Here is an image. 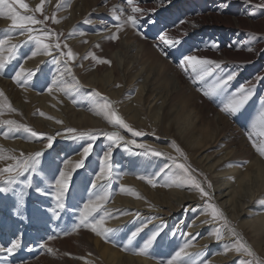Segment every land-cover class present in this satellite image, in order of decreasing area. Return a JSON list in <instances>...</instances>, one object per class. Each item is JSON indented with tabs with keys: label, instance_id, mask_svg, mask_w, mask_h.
<instances>
[{
	"label": "rangeland",
	"instance_id": "374dc122",
	"mask_svg": "<svg viewBox=\"0 0 264 264\" xmlns=\"http://www.w3.org/2000/svg\"><path fill=\"white\" fill-rule=\"evenodd\" d=\"M253 1L262 2L261 0ZM24 2L29 5V9L26 10L16 5L17 11L21 15L34 16L37 20L43 21V23L27 25L28 28L33 29L31 32L12 27V20L7 15L6 6L0 5V23L6 26L0 27V45L3 46H0V52L3 51L0 53V58L4 60V68L0 71V92L4 95H0V170L6 167H14L19 162L28 160L29 157L34 156L37 152H42L43 155L39 158L40 162L36 165L35 171L24 173L19 177L16 183L10 185L6 183L9 175L15 176V172L0 174V188L8 189V191L0 192V247H10L13 242H18L19 244V247L14 249L13 253L0 251V264H97L98 259L101 261L99 264H112L109 262V259L107 260L102 256V252H99L101 249L97 248L99 245L96 243L97 239H100L104 245H111L112 243L117 254L130 253L135 257L143 247L139 244L125 243L127 241L126 239L132 238L135 227L128 229L123 226L124 228L122 227L120 231L115 230L114 227L111 229L106 227L104 229L115 231L104 233L98 228V230L94 232L91 226H85L81 223L84 215L83 205L89 200H94V195L100 193L97 189L101 188L99 190L109 192V199L104 204L106 209H102L89 217L90 221H98L101 217L108 218L109 215H116L104 214V212L106 210L111 211L112 208L116 207L111 203L118 194L124 195L128 192L134 199L138 198L144 200L146 197L150 198L151 194H148V192H152L154 189L151 187L152 184L148 183V179L150 178L156 182L157 186L155 187L157 190L160 189V181H162H159V175H151L152 172L150 171H152V164L150 161H152V158H155L157 161H162V159L170 160L171 163L167 168L172 165V161H174L176 165L184 164L186 166V163L182 162L184 161L183 156L175 154L173 151H171L170 154L174 155L178 161L172 158L171 155H166L167 157L162 155L154 157L155 155H152L150 150L143 148L151 146L159 152H168L167 146H177V141L174 140V138H177V135L171 130V135L168 138L163 137V141L156 139L157 141L155 142L157 143H155L154 141L148 140L151 136L142 135L136 137L119 125L113 128L112 126L109 127V125L100 124L101 127L99 126V128H85L82 127V122L78 121L75 117L69 119L66 125L59 127L53 134L45 132L43 130L44 128L35 120L32 122L26 118L15 101L12 100L6 86H10L11 89L15 92L17 91V93L20 92L19 100L30 93H44L50 85L53 90L60 89L58 85L57 87L52 86L51 80L54 79L55 81V79H57V77L55 78L56 73H60L59 71L63 66H61L62 68L58 67V65L61 64L59 60L50 62V56H48V58L44 60L45 63L32 78H22L21 82L18 83L15 79V73L22 67L23 62L28 58L33 46L30 50L21 47L20 49L9 51L7 42L5 44H3V42L7 39L8 42H10L11 39L15 40L21 37L22 39L17 42L20 44L21 41L25 40L30 35L41 36L44 42L52 46L51 49L55 51L53 53L54 55L61 52V50L53 46L54 37L56 36L55 31L58 30V33L61 34L59 38L61 39L62 45L65 44V42L70 44L74 42V40H81L84 44L89 43L87 48L83 51H87L91 46H95L96 50L85 58V62H83L84 67L78 64L79 60L77 57L73 63L74 70L69 74L70 78L75 80L77 78V80L80 81L79 85L83 87V94L89 91L90 94H87V98L93 99L94 105L88 102L87 99L81 100V92L75 90V86H71L70 84H63V88H61V90L72 97L69 98V102H65L64 104L71 107L70 103L77 105V102H80L87 109L89 108V110L100 115L102 119H109V117L102 115L104 112L98 108L99 105L105 103V101H109L111 102L112 108L117 111L124 120H129V117H127L124 112V107L127 106L132 99H129V101L125 103L121 101L124 97H135L136 93L139 91L138 88L127 85L125 86V93L127 94L121 99L120 97L115 99L107 95L108 90H110L107 86H104V88L99 86V88L104 89V93H101L94 87L86 86L82 80L85 76L86 78L90 76L91 72H88V69L91 71L95 68L93 65L101 63L102 56L100 53L101 51H99V43L105 35L108 34L110 38L112 36H118V39H124L128 36L130 39H134L141 44L143 42L147 52L161 59L159 63H167V65L171 66L179 74V83L184 88V93L179 92L182 94L177 95L176 98H180L183 94H186L190 98L196 100L198 94L207 92L208 95L204 94V99L208 108L206 109L207 112H210L208 110L212 108L211 110L214 112L211 113L215 119L219 117L217 113L221 112V115L224 116V120L220 122V128L225 125L228 131L232 132L238 128L240 129V127H244L251 135V129L248 127V115L252 110L250 104L247 102V109L244 110L242 108L235 114H231L230 111L223 112V107L228 97L224 96L223 89L217 91L215 85L211 84V82L214 78H218L219 76L222 77L223 80V75L229 76L230 74H236L237 83L242 85L245 81L244 84H246L249 80L248 78H250L252 74V70H247L248 72L243 73L239 65L233 64L226 67L227 69L224 68L220 71L211 72L210 77L202 81L191 71L188 65L184 63V55L188 56L195 53H199L200 55H221L222 51L225 49L230 50V54L237 52V50L245 52L251 51L256 57L258 56V60L256 59L257 62H254L251 67L256 68V66H264V51L261 53L257 52V46L259 45L258 36H256L257 41L249 42V33L241 29L243 25H246L243 20L250 22L253 18L249 16L243 8L245 0H243V4L238 2V0H134L132 5L128 4L127 0H43V2L42 0H37L35 3H33V0H24ZM54 3L57 4L49 19V10L51 6L53 7ZM133 6H137L143 10L142 12L134 14L139 16L140 19L144 18V22L143 20L141 21V27H133L130 23H124L127 16L133 14L131 11ZM35 8L36 10L33 11ZM71 12L73 14V19L70 18ZM117 17H119V19H117ZM230 19L232 21H229ZM118 24H122L123 26L118 29L116 26ZM64 28H67V32L62 31ZM237 32L241 33L242 39H237L236 35L233 34ZM15 33L17 34L15 35ZM44 33H48L49 35L45 36ZM164 33H167L168 37L178 38L180 43L176 47H165L161 39ZM223 33L226 34L225 37H223ZM262 37L264 38L263 35H259V38ZM158 45L159 47H157ZM161 48L164 49L163 52ZM164 52H166L167 55H165ZM131 55L132 54H130V56ZM219 57L221 58V56ZM222 60L223 58L213 61L223 66V64H221L223 63ZM108 67H110V64H108ZM231 67H234V70L230 71ZM174 70L172 71L174 72ZM59 80L62 82L61 77ZM218 81L220 82V80ZM229 86H231V84H229ZM231 88L232 91H230V88L228 89L231 94L238 90L236 86H231ZM93 90L97 91L98 98L96 99L92 96ZM22 92H24L25 95H23ZM1 101L5 103L3 109ZM142 106H144L143 102L140 103V107ZM33 108L35 109V107ZM256 108L259 109V106ZM80 110L82 109L77 106L76 111ZM33 112H35V110H33ZM142 112L144 113L145 110ZM16 115L22 119L15 118ZM229 120H231L232 125H227ZM8 121H16L18 126L21 127L17 130L18 126H14V123L9 124ZM156 122L158 123V119ZM25 127L31 128L37 133H43L45 137L53 136L55 139L52 143V147H48V140L46 138L42 139L32 136L30 132L25 131ZM69 128L75 129L76 132H67L66 130ZM113 131L119 132V134L124 137L125 141L130 142L136 140L137 144L144 145L145 147H137V144H133V146L130 145L129 147L128 144L124 142H119V146H117L102 134ZM89 134L98 135V139L91 140ZM126 135H129V137ZM72 136L78 138L72 139ZM245 137V135L240 136V139H245ZM251 137L257 145H264V137ZM164 139H168V141ZM105 141H107L108 147H117L110 155L109 159L106 160L112 166V178L98 182L94 188L92 187V183L95 181V176L100 173V163L104 158L105 151L108 149L106 145L101 146L99 143H105ZM15 142H18L21 146L14 145ZM10 143H12L11 146ZM88 143L93 144V149L88 158L85 159L82 149L84 146H87ZM29 144L33 145L35 148H27L26 150L25 147H29ZM119 147H121V149ZM110 150H112V148L109 149V151ZM76 155L82 156L84 166L76 170H69L71 174L70 187L61 201L64 207L57 208L59 202L55 198L57 194L56 180L59 179V173L64 169L66 165L65 162L70 161L71 158L73 159ZM184 155L188 158L191 157L188 152H184ZM158 163H160V161ZM126 165L129 168H126ZM191 168V172L193 169H195L196 172H200L196 167L191 166ZM153 171H157V169ZM192 174L197 181L200 182L201 186L204 187L205 191L209 193L207 198H210L213 188L212 186L208 187V185H211L212 181L208 178H199L193 172ZM128 177L136 180L137 183L135 184L141 187L134 184V188L129 190V187L126 186L128 184L123 182V179H127ZM140 177H145V179H141ZM211 179L214 182L218 180V178L215 179L213 177H211ZM123 186L127 187V189L124 192H120ZM185 186L186 188L183 192L189 190V188L198 192L196 191L198 189L194 185H188L186 183ZM37 189L41 191H37ZM215 196H217L216 193L213 194V198ZM152 198L156 202L157 198L153 196ZM193 204L194 202L189 203V205ZM187 206L188 204H185L176 209V215L185 214L184 211ZM198 207L200 206L194 204L192 210L187 211L185 215L198 214L199 211L196 209ZM163 208V210H167L166 207ZM53 209L55 212L52 211ZM155 209L154 207V209L146 215L143 212H147L149 209L144 210L142 212L143 218L152 219L155 213H158ZM121 210H123V208H119L118 211ZM223 214L225 213L223 212ZM164 219V215L159 217V220H161L159 226L165 225L164 227L166 228L168 221ZM175 220L176 218L170 221L167 232L157 240L158 243L153 246L155 250L158 248L161 250L163 247L162 241L164 239L174 238V234L177 232L175 230L176 225H174ZM156 222L157 220H154L147 228L154 223L156 224ZM183 226L184 224H181V227ZM221 226L223 230V228L228 227L229 224L222 223ZM209 229L210 228H207L202 232H208ZM182 233L180 236H177V242L188 240V238H186L187 236H182ZM105 236H107L108 239H105ZM123 236H125V239L121 241L119 238H123ZM218 236L221 237V233H216L213 247L211 246L213 250H207V261L213 260V256L218 257L223 253L224 245L220 242L225 239L222 238L220 240L217 238ZM49 237L54 238L49 239ZM235 238L236 236L234 239ZM233 242L234 241H231L230 243ZM195 243L200 244L198 241ZM42 245L46 246L42 247ZM203 248L204 246H199L198 251H201ZM148 251L149 250H147V252ZM240 251L241 252L238 253L240 256L246 253L243 250ZM255 252L256 251H253L254 255L250 256L254 259L256 264H262L264 259L259 253L256 252L255 254ZM153 257L154 256H151V258ZM157 257L158 256H155V259L163 260L161 261L162 263L165 262L164 258ZM204 258L206 259V256H204ZM220 264L228 263L222 262Z\"/></svg>",
	"mask_w": 264,
	"mask_h": 264
},
{
	"label": "bare ground",
	"instance_id": "6f19581e",
	"mask_svg": "<svg viewBox=\"0 0 264 264\" xmlns=\"http://www.w3.org/2000/svg\"><path fill=\"white\" fill-rule=\"evenodd\" d=\"M261 1L262 2L245 0L243 8L253 19L250 22L243 20L246 25H243L241 28L249 33V42L257 41L256 36H258V53L264 51V38H259V35L264 36V0ZM35 2H37V0H33V3ZM238 2L243 4V0H238ZM56 4L57 3H54L53 7L51 6L49 10V19L51 13L55 10ZM35 10L36 8L33 11ZM70 15V18H72V12ZM137 18L138 24L136 27H141V21L144 18L140 19L139 16H137ZM229 21L232 20L230 19ZM3 26L6 27L5 24L2 25L0 23V27ZM66 29L64 28L62 31L67 32ZM58 32V30L55 31L56 36L54 37L53 46L59 43L61 47L58 50H61V52L59 51L60 53L53 55L55 51L52 50L51 56L53 58L50 56L49 61L59 60L61 64L58 65V67L63 66L59 71L60 73H56L55 78L57 77V79H55V81L54 79L51 80L53 84L52 86L57 87L58 85L60 86V89L49 92L47 88L44 93H30L28 95H25L24 92H22L25 96L19 100L20 92L17 93V91H13L10 86L5 85L12 100L15 101L16 105L21 109L27 119L32 122L35 120L42 128H44L43 130L49 134H53L59 127L66 125L72 117H75L78 121L82 122V127L85 128H99L100 124L106 126L109 125V127L112 126L113 128L117 127L115 124L110 123L109 119H102L100 115L89 110V108L87 109L80 102H77V105L70 103L72 108L69 107V105L66 106V104H64L65 102H69V98L72 97L61 90V88H63V84H70L71 86H75V90L81 92V100L87 99L88 102L94 105V100L87 98V94H90L89 91L84 90L86 93L83 94V87H80L79 85L80 81H78L77 78L76 80L70 78L69 74L74 70V60L78 57V64H81V66L84 67L83 62H85V58H87L90 53L92 54V52L96 50V47L91 46L87 51H83L87 48L89 43L84 44L81 40H74V42L70 44L65 42V44L62 45L61 39L59 38L61 34ZM16 34L17 33H15V35ZM233 34L236 35L237 39H242L240 32ZM225 36L226 34L223 33V37ZM20 39L22 38L19 37L15 40L11 39L10 42H8L7 39L4 40L3 44L7 42L9 49L10 46L15 45L17 46L15 48L16 50L21 47L30 50L33 46L31 53L23 62L22 67L25 72L33 71L36 73L45 63L44 60H46L49 55L41 54L43 51L42 45L29 40V37L21 41L19 44L17 42ZM99 46L102 60L110 61V67H108V63L93 65L95 67L93 70L90 71L88 69V72H91L90 76L82 78L85 85L94 87L101 93H104V89L99 88V86L102 88L107 86V88H110L107 95H110L111 98L115 99L118 97L121 99L127 94L125 93V86L127 85L138 88L139 91L136 93L135 97H124L121 101L125 103L126 101H129V99H132L130 103L124 107V112L126 113V116L129 117V120H125V122H127L133 129L143 132L144 135L151 136L148 140L154 142L157 141L156 139L163 141V137L168 138L171 135L172 130L174 134L177 135V138H174V140L177 141V146H167L168 152L162 151V156H170L171 151L183 156L184 161L182 162H185L186 166H189L190 169H192L191 166H193L196 167L198 171L200 170V172H196L195 169H193L192 172L199 178L210 179L213 188L210 198L202 196L199 190H196L198 192H195V190L189 188V190L183 192L186 188V183H181L179 186H177V184H172V182L177 180L178 177H183L185 175L183 170L179 169L174 161H172V165L167 168L171 163L170 160L162 159V161L159 160L160 163H158L159 161L152 158V161H150L152 164V171L150 172H152L151 175L153 176L159 175V181L162 180L160 181V189L157 190L156 187L151 186L154 189L152 192H148V194H151V197H146L144 200L138 198L134 199L128 192L124 195L118 194L111 203L116 207L112 208L111 211L106 210L104 212V214L116 215H109L108 218H103L104 223L101 225L103 228L107 227L111 229L114 227V229L118 231H120L123 226L128 229L135 227L133 233H136V235L132 236L131 239H126L127 241L125 240V243L139 244L143 247L146 242L151 240V244L147 249L149 251L147 252L146 250L145 254H138L135 257L130 253L117 254L112 243L111 245H104L100 239H97L96 243L99 244L97 248L102 250L99 251L102 252V256L107 260L109 259V262L112 264H169V261H174V264H220L222 262L228 264H256L254 259L247 252H242L243 255L241 256L238 255L241 251L236 250V242L237 240H242L241 242L248 245L252 249V252L256 251L264 259V156L257 151V147H254V143L256 145L257 143L253 141L252 137L250 138V136L255 138L257 136L264 137V135H261L264 128H262L259 122V116L264 112V66H256V68L251 67L254 62H257L258 56L256 57L251 51L245 52L241 50H237V52L230 54V50L228 49L223 50L221 55L191 54L199 58H207L210 60H220L223 58V63H221L223 66L220 64V67L218 68L213 66L211 72L220 71L233 64L239 65L242 68L243 73L248 72L247 70H252V74L250 75V78H248L249 80L246 84H244L245 81L242 85L238 84L236 74H232L233 79L221 87H217V84L220 83L218 80L222 81V77H216L211 82V84L215 85L217 91L223 89L224 96L228 97L225 101L223 112L233 99L239 97L241 88L246 91L251 90L252 95L247 101L252 108L251 113L248 115V127L251 129L250 131L252 133L250 135L244 127H240V129L236 128L237 130L232 132H229L225 125L220 128V122L224 120V116H222L220 112L217 113L219 117L215 119L211 113L214 112L211 110L212 108L208 110L210 112H207L206 109L208 108L204 99V92L201 93L202 95L198 94L196 100L190 98L186 94H183L180 98H176L177 95L184 93V88L179 83V74L171 66L167 65V63H159L161 59L152 56L147 52L143 42L141 44L134 39H130L128 36L124 39H111L107 34L101 39ZM69 50L73 53V58L66 55ZM34 52L37 54L33 55ZM130 54L132 55L130 56ZM219 56H221V58ZM184 57L186 56L184 55ZM184 63L188 65L191 71H193L198 77L202 75L199 68L193 70L192 66L187 61L184 60ZM68 68L71 69V72L68 71ZM172 70H174V72ZM231 70H234V67H231L230 71ZM210 74L204 76L201 80H207L210 77ZM60 77L62 82L59 80ZM225 77L227 76L223 75V79H226ZM229 84H231V86H236L238 88L237 92L235 91L231 94L230 91H232V88ZM229 88L230 91H228ZM2 90L6 91L5 89ZM92 96L94 99L98 98L96 90H93ZM141 102H143L144 105L142 107H140ZM247 102L242 107L244 110L248 107ZM1 106L2 109L5 107L3 101H1ZM77 106L82 110L76 111ZM257 106H259V109L256 108ZM33 107H35V109ZM33 110H35V112H33ZM143 110H145L144 113L142 112ZM102 115H105V113ZM15 118L22 119L18 115H16ZM157 119L158 123L156 122ZM13 125L18 126L16 121ZM227 125H232L231 120L228 121ZM243 135L246 136L245 139H240V136ZM126 136L129 137V135ZM164 140L168 141V139ZM99 144L108 147L107 141ZM127 144L129 147L130 145L133 146L131 143ZM11 145L12 143H10V146ZM14 145L21 146L18 142H15ZM28 146L29 147H25L26 150L27 148H35L31 144ZM111 148L112 150L109 151ZM119 148L121 149V147ZM115 149H117V147H108L107 151L104 153V157L108 153L112 154ZM143 149L151 151L155 148L147 146ZM184 152H188L191 157H186ZM171 156L172 158H175L174 155ZM80 160H82L81 155L74 156L73 159L71 158L70 161L65 162L66 165L62 171L69 173V170L71 169H78L75 168V164ZM106 165H109V162L103 158L100 167L106 168ZM127 167L128 166L126 165V168ZM154 169H157V171H153ZM98 175L95 176V181L92 183V187L93 184L97 185L98 182H101L102 180L106 181L104 177L97 179ZM211 177L215 179L218 178V180L214 182ZM123 182L128 184L126 186L129 187V190L133 189V185L137 183V181L133 180L131 177L123 179ZM70 183L71 180L69 181V184ZM169 184H172V186H167ZM187 184L190 185V183ZM138 187L141 186L138 185ZM99 189L97 190L100 191V193L94 195V203L96 202L97 196L107 195L109 199V192H103ZM126 189L127 187L123 186V188L120 189V192H124ZM214 193H216L217 196L213 198ZM152 196L157 198L156 202L153 200ZM191 202L200 206L196 208L199 213L186 216V212L191 211L194 206V204L189 205ZM105 203L106 202H103L101 210L106 209V207H104ZM211 203L226 214H223L224 217H226V220L223 218H213L211 209L208 207ZM185 204H188L184 211L185 214L176 215L175 210ZM154 207L156 208L155 211L158 213H155V216L152 219H144L142 212L149 209V211L143 212L146 215L147 213H150ZM163 207H166L167 210H163ZM119 208H123V210L118 211ZM162 215L165 216L164 220L168 221L166 228L164 227L165 225L159 226V223L161 222L159 217ZM174 218H176L174 225H176L175 230L177 231H175L174 238L164 239L162 241L163 247L161 250L159 248L155 250L153 246L158 243L157 240L160 239V236L167 232L170 226V221ZM154 220H157L156 224L158 225L154 223L147 228V226ZM222 223H228L229 226L222 230ZM181 224H184V226L181 227ZM207 228H210L208 232H202ZM233 229L237 233L235 239V236L232 234ZM181 233L182 236H187V241L177 242L176 238L177 236H180ZM216 233H221L220 240L222 238L225 239L220 242L223 243L224 250L218 257L213 256V260L207 261V252L213 250L211 246L213 247ZM119 239L124 241L125 236H123V238L120 237ZM196 241L200 244L195 243ZM231 241L234 242L230 243ZM167 242L170 243V246ZM199 246H204V248L201 251H198ZM182 248L184 249V252L181 253L179 258H176V253ZM151 256L154 257L151 258ZM155 256L164 258L165 262L162 263L161 261L163 260L155 259ZM204 256H206V259ZM97 262V264H99L101 262L100 259H98ZM263 263L264 262L262 261V264Z\"/></svg>",
	"mask_w": 264,
	"mask_h": 264
},
{
	"label": "snow or ice",
	"instance_id": "6c2138e0",
	"mask_svg": "<svg viewBox=\"0 0 264 264\" xmlns=\"http://www.w3.org/2000/svg\"><path fill=\"white\" fill-rule=\"evenodd\" d=\"M42 2H43V0H42ZM127 3L132 5L134 3V0H127ZM0 5L6 6L7 15L11 18L12 27H14V28H20L22 30H26V31L31 32L33 29L28 28L27 25L43 23V21L37 20L34 16H24V15H21L17 11L16 5H19L21 8L26 9V10L29 9V5L27 3H25L24 0H0ZM37 10H39V9H37ZM131 11H132L133 15L127 16V19L124 21V23H130L133 27H136L138 24V18L134 14L142 12L143 10L137 6H133ZM117 19H119V17H117ZM116 26L119 29L123 25L118 24ZM44 35L48 36L49 34L44 33ZM111 39H118V36H112ZM161 39H162L165 47H176L180 43V40L178 38L168 37L167 33H164L163 36L161 37ZM29 40L35 41L36 43L42 45L43 51L41 54H46L49 56L52 55L51 45H49L48 43H45L44 39H42L41 36H31L30 35ZM16 47L17 46H15V45L10 46L9 51H14ZM55 47L57 49H59L61 46L59 43H57L55 45ZM157 47H159V45ZM161 51L163 52L164 49L161 48ZM36 54H37L36 52L33 53V55H36ZM164 54L167 55L166 52H164ZM66 55L70 58H73V53L71 52V50H69L66 53ZM93 58H95V57H93ZM184 60L187 61L192 66L193 70H196L197 68L200 69V71L202 72V75L199 76L200 79H203L204 76L210 74L213 66L216 68L220 67V65L213 60H210L207 58H199V57L194 56V55H188V56L184 57ZM100 62L101 63H108V64L111 63L108 60H101ZM3 68H4V62H3V59L0 58V71H2ZM68 71L71 72V69L68 68ZM34 75H35V73L33 71L25 72L24 68L20 67L19 70L15 73V79L19 83V82H21L22 78L30 79ZM232 79H233L232 75L227 76L226 79H223L222 81H220L219 84H217V87H221L222 85H226L228 83V81H230ZM47 90L49 92H52L53 89H52V87H48ZM204 94L208 95L207 92H205ZM0 95H3V93L0 92ZM251 95H252L251 90L246 91L245 89L241 88L239 97L236 99H233L224 110L230 111L231 114L237 113L244 106V104L248 101V99L250 98ZM99 108L102 112L105 113V115L107 117H109L110 123H113L115 125H119L120 127H122L123 129H126L129 133H132L136 137L144 135L143 132L133 129L127 122H125L123 117H121L112 108L111 102L105 101V103L99 105ZM259 122H260V125L262 126V128H264V112H262L260 114ZM8 123L11 124L14 122L8 121ZM19 127H21V126H18L17 130H19ZM25 131L30 132L31 135L34 137H38V138H42V139L46 138L48 140V147L49 148L52 147V143L54 142V139H55L53 136L45 137L43 133H37L34 130H32L31 128H27V127H25ZM66 131L69 133H75L76 132L75 129H71V128L67 129ZM102 134L109 141H112L117 146H119V142H124L125 144H127V143L137 144L136 140H132L130 142L125 141L124 137L121 136L119 134V132H116V131H113L110 133H102ZM261 135H264V131L261 132ZM89 136H90L91 140L98 139V135L89 134ZM71 138L77 139L78 137L72 136ZM250 138H251V136H250ZM137 147H145V146L137 144ZM254 147H257V151L262 156H264V145L257 146L254 143ZM92 149H93L92 143H88L87 146L83 147L82 151H83V157L85 159L88 158V156L92 152ZM151 154L155 155V156L163 155V153H161L155 149L151 150ZM42 155H43L42 152H37L34 154V156L29 157L28 160L21 161L14 167H6V168L0 170V174H2V173H9L10 174L12 172H15L16 173L15 176L9 175V177L6 180V183L9 185L12 183H16V182H18L19 177L21 175H23L24 173L29 172V171H33V172L35 171L36 165H38L40 162L39 158ZM110 155L111 154L108 153L104 157V159L108 160ZM83 166H84V160H80L75 164V168H81ZM178 167L183 170L185 175L183 177H178L177 180L172 182V184H177V186H179L181 183H190L191 185H194L201 192L202 196H205V197L209 196V193L207 191H205L204 187H202L200 182L197 181L195 176L190 171L189 167H186L184 164H179ZM111 174H112V166L109 164V165H106V168H101L100 174L97 176V179H100L101 177H104L105 179H111L112 178ZM70 177H71L70 173L61 171L59 173V179L56 180L57 194H56L55 198L59 202L57 204V208H63L64 207V204L61 201L69 189ZM140 178L145 179V177H140ZM148 183L152 184L153 187L157 186L156 182L150 178L148 179ZM172 184H169L167 186L171 187ZM93 187L95 188L96 185L93 184ZM208 187H211V185L209 184ZM5 191H8V189L7 188H0V192H5ZM37 191H41V190L37 189ZM107 199H108L107 195L97 196L95 203L92 200H89L87 203H85L83 205L84 215L82 217L81 223H83L85 226H91L92 231H94V232H96L98 230V228L100 229L101 232H104V233H107L109 231H115V230H109V229H104V228L100 227L104 223L103 217H101L98 221H90L89 220V217L93 216L94 213H97L101 210V208L103 206V202H106ZM208 207L211 209V213H212V216L214 219L223 218L226 220V217H224L222 210H220L219 208H217L213 204H209ZM52 211L55 212L54 209ZM217 232H218V230H217ZM232 234L234 236L237 235V233L235 232L234 229L232 230ZM132 235L135 236L136 233H133ZM52 238H54V237H49V239H52ZM217 238L219 239L220 237L218 236ZM105 239H108V237L105 236ZM153 239H154V237H153ZM150 244H151V240H149L148 242H146L144 244L143 248L140 249V252L138 254H145L146 250L149 248ZM45 246L46 245H42V247H45ZM17 247H19L18 242H13V243H11L10 247H6V248L0 247V251H6L8 253H13L14 249H16ZM228 250H230V249H228ZM236 250L237 251L243 250V251L247 252L249 255H254L251 248L248 247L246 244L242 243L240 240H237V242H236ZM182 252H184L183 248L179 252L176 253V258H179ZM169 264H174V261H169Z\"/></svg>",
	"mask_w": 264,
	"mask_h": 264
}]
</instances>
